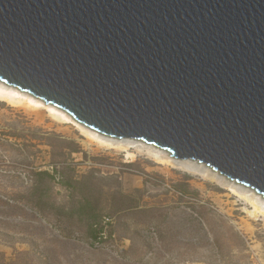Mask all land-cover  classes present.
I'll return each instance as SVG.
<instances>
[{
	"label": "water",
	"instance_id": "1",
	"mask_svg": "<svg viewBox=\"0 0 264 264\" xmlns=\"http://www.w3.org/2000/svg\"><path fill=\"white\" fill-rule=\"evenodd\" d=\"M0 81L264 197V0H0Z\"/></svg>",
	"mask_w": 264,
	"mask_h": 264
},
{
	"label": "rangeland",
	"instance_id": "2",
	"mask_svg": "<svg viewBox=\"0 0 264 264\" xmlns=\"http://www.w3.org/2000/svg\"><path fill=\"white\" fill-rule=\"evenodd\" d=\"M40 109L41 118L0 101V264H264V217L248 214L249 201L264 210V197L252 188ZM79 126L94 134L90 145ZM87 204L108 221L101 241L76 228L73 211Z\"/></svg>",
	"mask_w": 264,
	"mask_h": 264
},
{
	"label": "bare ground",
	"instance_id": "3",
	"mask_svg": "<svg viewBox=\"0 0 264 264\" xmlns=\"http://www.w3.org/2000/svg\"><path fill=\"white\" fill-rule=\"evenodd\" d=\"M0 101L6 102L8 105L15 107V108H18L20 105L26 106V108L35 110L34 113L38 114V116L40 118L43 117L42 116L43 113L40 112L39 110H41L40 108H44V110H46L47 115L50 118H52L53 120H56L58 123H61V124H66V123H69L72 121L71 116L66 114L63 110H60V108H57L56 106H54V105L52 106L50 104L45 106L43 101L40 102L38 99H33L32 97H28V96H22V95H20V93L16 92L15 88L10 89V88H6V87L0 85ZM79 128H80V131L82 132V134H84L87 138L84 141V144L87 146L90 145L93 141V137H94L93 135L94 134L91 132H88L87 129L85 130L83 127L79 126ZM120 149H122V148L120 147ZM125 152H126L127 158H133L134 157V153L130 152L128 149H126ZM155 160H156V162H158V164L159 163L164 164V165H166V164L174 165L175 164V163L173 164V162H171L170 160H168L166 158L165 159L155 158ZM192 173L196 174L195 172H192ZM202 177H204V176H202ZM231 189H232V187H231ZM262 201L264 202V200H262ZM249 203L251 204V207L253 208V210L250 212L248 211V214L253 216V218H256L260 215L264 217V210L262 209L260 204L255 203V201H249Z\"/></svg>",
	"mask_w": 264,
	"mask_h": 264
},
{
	"label": "trees",
	"instance_id": "4",
	"mask_svg": "<svg viewBox=\"0 0 264 264\" xmlns=\"http://www.w3.org/2000/svg\"><path fill=\"white\" fill-rule=\"evenodd\" d=\"M42 175L46 176V178H50L51 179V175L48 172H43ZM40 211H42L41 208H39ZM76 212V217L78 219V221L83 222L82 225H76L77 230H79V232H83L84 235L89 238L92 242L93 241H101L102 240V236L103 233L105 234V229H108V221L106 223H99V218L98 215L94 214V212H92L90 206H82L78 209V211H73ZM66 213L67 215H69L68 218H72L74 215V213ZM48 213L43 214V216L46 218ZM61 217V216H59ZM57 219H59L58 217H56ZM111 225V224H110ZM84 226V230H81V227ZM108 236H111L112 231H108L107 232ZM105 236V235H104Z\"/></svg>",
	"mask_w": 264,
	"mask_h": 264
},
{
	"label": "built area",
	"instance_id": "5",
	"mask_svg": "<svg viewBox=\"0 0 264 264\" xmlns=\"http://www.w3.org/2000/svg\"><path fill=\"white\" fill-rule=\"evenodd\" d=\"M107 222V221H106ZM106 222H104V223H106Z\"/></svg>",
	"mask_w": 264,
	"mask_h": 264
}]
</instances>
